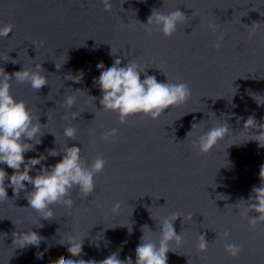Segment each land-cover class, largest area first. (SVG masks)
Segmentation results:
<instances>
[{
    "label": "clouds",
    "instance_id": "clouds-1",
    "mask_svg": "<svg viewBox=\"0 0 264 264\" xmlns=\"http://www.w3.org/2000/svg\"><path fill=\"white\" fill-rule=\"evenodd\" d=\"M102 3L104 10L110 12L112 9L111 0H102ZM188 18L177 8L166 13L153 10L146 24L137 22L144 26L149 36L152 34L153 27H155L163 37L170 39L176 34L178 26L185 24ZM253 25L258 24L253 23ZM207 26L213 34L219 31V25L214 22L210 21ZM13 28L14 25L11 23L0 26V37L7 38L9 33H12ZM224 39L223 35L217 38L214 45L217 50L221 48ZM43 43L41 41L40 46ZM35 47L37 48L36 45ZM111 55L115 56L112 47ZM12 63L15 64L16 61H12ZM121 64L120 58L114 59L112 66L107 68H105L103 62L98 63L97 68L101 71L93 81L94 85H98L101 91L99 101L101 107L99 110L115 113L121 126L126 125L129 117L135 115H141L156 121L167 110L182 105L191 98V89L185 82H171L168 78L166 82H159L155 75L147 73L148 67L142 68L133 59L129 60L124 66H121ZM61 66L55 63L57 69H60ZM44 72L45 70L40 63L36 64L34 68L23 66L22 70L13 73H6L0 67V165H6L13 170L9 176L5 169L0 167V202L9 200L7 188H12L14 197H19L20 192L23 190L26 192L25 198L28 201V208L37 212L40 218L52 220L55 215L53 205L59 203L68 210L73 208L75 202L70 193L74 188L78 190L82 198H88L92 195L96 189L95 177L103 173L106 161L102 156H97L90 167L87 166L81 155V148L76 145L67 146L63 151L55 148L47 149L48 155L52 157L61 155V152L63 153V158L54 165L44 166L42 161L46 160L47 157L43 154L25 159L26 152L35 151V146L41 144V137L44 135L42 125H46L48 122L41 124L39 116H33L32 110L25 101L17 100L11 94V81L15 79L18 83L28 82L31 88L38 92L49 84L47 76L43 74ZM142 75L143 79H141ZM81 76L82 74L79 79H67L79 83ZM90 97L92 101L97 99L95 96ZM254 99L258 105H264V102H259L256 97ZM75 101L73 95H67L63 100V105L71 109ZM70 115L71 119L74 120L79 114L73 111ZM61 118L68 120L69 114L65 113ZM196 127L197 124L192 123L191 131L188 132L187 137L193 135ZM245 131L251 136L247 141H255L259 147L264 148V123L258 125L255 118L250 116L244 123L241 132ZM76 134L77 128L75 126L69 125L64 128V136L67 138L74 140ZM229 135H232L229 124L224 121L220 122L217 119L216 124L191 141L192 149L200 155H207ZM117 137L118 129L112 128L103 132L100 138L109 142L114 141ZM36 165H41V167L37 174L32 176L30 172ZM259 179L260 186H253L248 200L241 198L236 205H226V207L240 209L241 216L247 220L249 227L253 230L257 226H264V165L260 168ZM6 181H8L7 184ZM28 185H31V191H27ZM120 208L121 202L117 201L111 210L114 214H118ZM82 211H87V209H82ZM251 213L256 215H250ZM151 218L154 219L152 215ZM179 218H182L181 224L185 225L186 222L192 221L193 214L182 215L179 212H173L162 217L159 221L154 219L158 222L157 228L159 229L158 238L155 239L146 236L145 229L149 233L153 234L154 232L147 225H144L141 242L135 249V262L130 256L121 260L119 253H112L99 262L84 259H65L64 256H60L52 264H167V253L174 252L172 251V245L179 246L186 243L184 236L181 233L177 234L174 229V222ZM37 227H43V225L39 224ZM127 228L131 233L132 225ZM13 235V245L20 248L26 246H36L38 248L42 240L45 239L31 228L24 232H16ZM229 236L230 232L224 231V239L227 240ZM83 238L69 235L66 242L61 239L59 243L67 245V252L72 257L78 258L82 255ZM195 247L198 254L207 253L209 243L204 235H198ZM224 251L229 257L235 259L241 254L242 248L237 243H225ZM37 258L42 259L43 253L38 252ZM188 264H190V261H188Z\"/></svg>",
    "mask_w": 264,
    "mask_h": 264
}]
</instances>
